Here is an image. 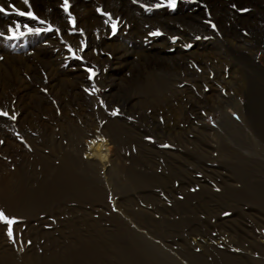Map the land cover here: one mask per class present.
Segmentation results:
<instances>
[{"label": "rangeland", "instance_id": "374dc122", "mask_svg": "<svg viewBox=\"0 0 264 264\" xmlns=\"http://www.w3.org/2000/svg\"><path fill=\"white\" fill-rule=\"evenodd\" d=\"M0 8V181L33 188L68 156L101 190L0 209V256L124 264L113 245L135 242L156 264H264V0ZM81 243L100 256L75 260Z\"/></svg>", "mask_w": 264, "mask_h": 264}, {"label": "bare ground", "instance_id": "6f19581e", "mask_svg": "<svg viewBox=\"0 0 264 264\" xmlns=\"http://www.w3.org/2000/svg\"><path fill=\"white\" fill-rule=\"evenodd\" d=\"M90 167L91 165H82L75 158H69L68 156L63 157L59 165L53 168L43 161L39 167L44 176L43 181L36 182L33 188H27L23 184H17L19 186H15L17 188H15L16 192L14 194H10V188L14 184H11L7 179H2L0 181V209L8 210L16 202H19L24 208L30 210L34 207L46 206L49 202L57 199L78 201L81 203L98 201L101 190L99 187L94 186L95 184L88 177L87 171ZM111 170L110 174L113 176L119 173V169L115 167ZM130 176L132 175L130 174ZM114 184L116 188L118 187L124 190V188L128 189L134 186L135 182L131 178H126V180H115ZM133 239L135 238L130 240L134 241ZM132 244L133 247H125L126 245L120 246L119 244L113 245L121 263L137 264L139 261H144L145 264H156L148 247L140 243L135 244V242H132ZM97 245L93 243L84 245V243H81V248L74 254L75 260L79 258L89 260L93 255L99 257L100 253L98 252ZM69 259H73L71 255ZM0 264H10L7 255L3 254L0 256Z\"/></svg>", "mask_w": 264, "mask_h": 264}, {"label": "snow or ice", "instance_id": "6c2138e0", "mask_svg": "<svg viewBox=\"0 0 264 264\" xmlns=\"http://www.w3.org/2000/svg\"><path fill=\"white\" fill-rule=\"evenodd\" d=\"M161 2H163V0H161ZM24 3L27 4L28 3V0H24ZM159 6L160 5L158 4L157 7H159ZM175 6H176V0H168V7L174 9ZM65 11H67V0H65ZM3 12H4V9L3 8H0V13H3ZM17 14L20 15V16L27 15L28 17H32L33 19H35V17L33 16V14L31 12L25 13V12H22V11H18ZM41 23H43V21H41ZM25 27H27V25H25ZM19 28H20V25L17 24L15 30L12 29V28H10L9 31L10 32L18 31ZM113 30L115 31V27H113ZM159 34L160 33H158V32L152 33V35H159ZM19 35L22 36V35H24V33L23 32H20ZM8 38L9 39H13V38H18V37L17 36H9ZM81 51H83V48H81ZM89 71H91V70H89ZM92 75H94V73H92ZM89 78L91 79V75H90ZM2 114L3 115H7V113H2ZM115 114L116 113H113V115H115ZM12 118L15 119V117H12ZM0 221H3V222H5L8 225L7 235L9 236V238H12L13 232H12L11 225L15 223V220L7 218L3 212H0Z\"/></svg>", "mask_w": 264, "mask_h": 264}]
</instances>
